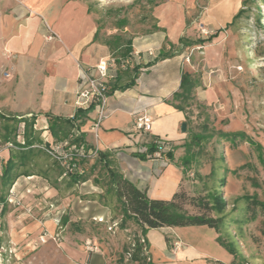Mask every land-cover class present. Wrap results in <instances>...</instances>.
Wrapping results in <instances>:
<instances>
[{"label":"rangeland","instance_id":"1","mask_svg":"<svg viewBox=\"0 0 264 264\" xmlns=\"http://www.w3.org/2000/svg\"><path fill=\"white\" fill-rule=\"evenodd\" d=\"M164 1L166 30L179 31L185 41L193 42L187 46L178 44L187 73L198 79L189 99L182 103L186 112L183 135L193 161L190 176H186L189 188L184 194L187 198L215 190L223 194L226 207L219 230L214 231L216 240L219 236L235 253L229 262L222 263L213 255L182 258L180 251L174 264H264V209L250 202L252 198L264 201V0L244 5L243 0ZM95 3L104 33L116 31L112 36L131 39L154 29L153 14L158 6L131 5L130 0ZM227 4L229 11H224L232 15L241 8L245 12L231 22L233 17L226 19L219 10ZM120 17H125L127 23L117 28L115 21ZM217 30L216 36L208 39ZM232 131H243L249 141L232 142L220 136ZM35 132L42 139L40 145L43 137H49L41 130ZM200 134L207 138L195 143L194 135ZM7 149L18 151L0 141V171L4 164L2 152ZM54 160L41 146L33 147L29 160L15 170L20 174L16 179L22 178L23 172L32 173L39 176L38 180L46 176L49 183L54 181L63 187V177H58ZM90 163L85 165L89 189L90 185L98 186L93 178L103 182L100 165L90 171ZM9 191L8 186L0 184V264H137L127 256L119 260L123 245L131 240L136 227L131 224L121 229L118 209L114 204H103L99 198L102 193H29L17 197L15 204L7 200ZM182 206L188 212H199L188 199ZM49 217L56 218L54 232L44 231L54 239L40 241L43 225L22 233L23 226L31 220ZM18 233L23 239L17 240ZM160 234L166 243L165 255L174 258L183 244L177 242L169 227H161ZM146 251L151 253L149 246ZM150 259L153 261L151 254Z\"/></svg>","mask_w":264,"mask_h":264},{"label":"crops","instance_id":"2","mask_svg":"<svg viewBox=\"0 0 264 264\" xmlns=\"http://www.w3.org/2000/svg\"><path fill=\"white\" fill-rule=\"evenodd\" d=\"M95 1L0 0V112L9 116L35 117L33 127L48 134L49 137H43L48 144L55 141L46 129L50 117L80 115L77 123L82 135L81 145L97 147L110 166L149 198L169 199L174 193L189 188L186 176H190L188 169L192 165L184 166L182 163L188 155L185 135L181 131L186 112L176 108L172 102L173 93L179 89L181 75L188 72L178 44L183 35L172 28L166 30L164 0H130L131 5L147 3L158 6L153 14L154 29L143 36L131 38L132 50L142 52L139 59H131L126 70L117 68L111 71L113 76L108 81L106 116L95 128L92 126L95 111L92 108H78L75 104V93L81 81L80 67H93L100 58L117 55L118 49L111 51L107 41L120 36H112L116 31L102 32ZM227 5L219 10L221 16L230 19L234 15L227 12L230 7ZM48 35L51 38H47ZM148 48L154 49V59L145 53ZM163 52L171 55L159 58ZM7 70L9 76L5 77L3 72ZM135 72L137 75L133 84L120 88L129 82ZM143 114L152 117V129L148 135L162 139L169 145V150L160 157H153L144 151L142 142L145 135L134 128V120ZM2 156L5 162L9 150L3 151ZM94 160L91 158L89 162ZM38 178L32 173L23 174L22 178L13 181L9 189L16 198H23L29 193L53 196L54 193L101 192V188L95 185H90L89 189V179L71 184L69 177H63L65 185L62 187L54 181L49 183L46 176H42L41 180ZM103 214L106 216L105 212ZM55 220V217L35 218L23 226L22 233L36 230L42 225L45 229L41 233L44 230L54 232ZM169 228L183 247L179 246L174 258H169L165 255L166 243L160 228L148 230L146 238L155 264H174L180 251L182 258L213 255L219 258L216 261L222 263L233 258L217 242L215 231L211 228ZM197 237L202 240L199 241ZM16 238L23 239L19 233Z\"/></svg>","mask_w":264,"mask_h":264},{"label":"trees","instance_id":"3","mask_svg":"<svg viewBox=\"0 0 264 264\" xmlns=\"http://www.w3.org/2000/svg\"><path fill=\"white\" fill-rule=\"evenodd\" d=\"M247 2H253V0H243V5ZM257 11L260 15V7L256 5ZM245 12L244 8H241L233 16L232 21L236 20ZM257 21H260V16L257 17ZM127 19L125 17L117 18L115 21V26L121 28L126 25ZM219 30L215 31L214 34L210 35L208 39L214 37ZM204 39H199L198 42H203ZM179 42L182 45L187 46L192 44L191 40H186L181 38ZM111 51L118 49L117 55L114 57L119 59H129L130 53L132 51L131 39H124L121 35L114 38V40L107 41ZM171 53H161L159 58H165L170 56ZM130 61L128 62L129 67ZM123 69V70H126ZM122 70V69H121ZM137 72L133 74V77L120 88H127L133 84V79L136 77ZM198 84V79L193 77L190 73L183 72L181 75L179 89L173 93L172 102L175 107L179 110H183L187 99H189L191 91ZM80 115H73L69 118L60 117H50L48 119V129L55 141L61 140L67 137V135L73 130V128L78 127L77 118ZM0 141L3 144L11 143L12 146L16 147L18 151H9V156L1 166L0 171V184L2 187H10L16 177L20 174H16L15 170L29 160L33 147H38L41 144L39 135L36 134L34 129L35 117L33 116H9L0 112ZM220 136L225 137L227 140L232 142L238 141H249V137L243 131H232L221 133ZM81 133L76 136L72 143L81 146ZM195 143L204 140V135H194ZM158 138L145 135L143 138L142 146L145 148L146 153H152L156 148ZM48 142H44L42 146H48ZM83 146V145H82ZM84 150H88L92 147L83 146ZM95 160L90 163V171L99 164L100 170L102 171V178L100 182L97 178H93L96 185L101 187L102 194L99 198L106 205L114 204L119 211V222L118 226L121 229L126 228L128 225H134L136 229L133 232L132 238L129 242L125 243L122 247L119 260L121 261L125 256L137 264H154L150 259V254L146 251L149 243L146 238V233L150 229H156L161 227H185V226H206L218 232L219 224L221 222V215L226 207V201L223 194L220 191H209L204 196L197 197H186L184 192L179 191L172 195L169 199H155L149 198L147 194L139 189L135 184L125 178L116 168L110 166L105 155L98 152ZM91 158H83L77 160V165L83 169L81 173L74 171L69 176V181L71 184L85 181L88 178V174L85 170V165L89 162ZM192 156H185L183 159V165L192 163ZM58 168V172L61 174L62 166L59 161L54 160ZM191 167L188 170H192ZM28 174V173H22ZM21 174V175H22ZM224 181L222 180L221 183ZM188 199V202L195 205L199 212H188L182 206V203ZM1 200V199H0ZM2 208L4 209V200ZM251 204L260 205L264 209V201H257L255 198L251 199ZM2 209V210H3ZM201 211V212H200ZM214 213L215 215H211ZM264 234V230H262ZM217 242L223 246L232 257H235V253L231 245L223 243L219 236L217 237Z\"/></svg>","mask_w":264,"mask_h":264},{"label":"built area","instance_id":"4","mask_svg":"<svg viewBox=\"0 0 264 264\" xmlns=\"http://www.w3.org/2000/svg\"><path fill=\"white\" fill-rule=\"evenodd\" d=\"M47 38H51V35H48ZM145 38L146 37H144V39ZM141 53L142 52L139 49H133L130 53L131 57L129 59L117 60L113 55H108L104 58H100L93 67H80L81 81L75 93V104L78 108H92L95 111L96 116L92 125L93 127L96 128L106 116V102L109 89L108 81L113 76V72L111 71H116L117 68L122 70L126 69L128 62L134 58L139 59ZM145 53L150 59L155 58L154 49L148 48ZM7 58H10V55H7ZM3 75L5 77L9 76V71H4ZM134 128L138 133H142L143 135L149 134L152 129V117L148 114L138 116L134 120ZM80 133L79 129L73 128L66 138L51 142L45 147L39 145L55 160L60 162L62 166V177L69 176L75 170L81 173L83 169L77 165V160L95 157L99 152L97 147L84 150L82 145L78 146L77 144L72 143V140ZM7 145L12 146L11 143ZM167 150H169L168 143L158 138L156 148L151 155L153 157H160L161 154ZM9 193L10 196L7 198L8 202L18 204L14 192L10 190ZM47 237L54 239L53 235H47L45 231L39 235L41 242H45Z\"/></svg>","mask_w":264,"mask_h":264},{"label":"water","instance_id":"5","mask_svg":"<svg viewBox=\"0 0 264 264\" xmlns=\"http://www.w3.org/2000/svg\"><path fill=\"white\" fill-rule=\"evenodd\" d=\"M181 131H182V132L185 131V123H184V122L181 123Z\"/></svg>","mask_w":264,"mask_h":264}]
</instances>
